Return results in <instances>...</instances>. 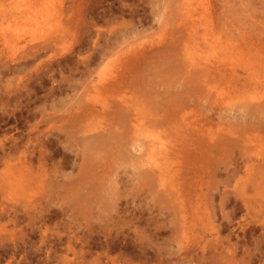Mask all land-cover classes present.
I'll use <instances>...</instances> for the list:
<instances>
[{"label": "rangeland", "instance_id": "374dc122", "mask_svg": "<svg viewBox=\"0 0 264 264\" xmlns=\"http://www.w3.org/2000/svg\"><path fill=\"white\" fill-rule=\"evenodd\" d=\"M29 4L0 0V264H264V0H34L16 44Z\"/></svg>", "mask_w": 264, "mask_h": 264}, {"label": "bare ground", "instance_id": "6f19581e", "mask_svg": "<svg viewBox=\"0 0 264 264\" xmlns=\"http://www.w3.org/2000/svg\"><path fill=\"white\" fill-rule=\"evenodd\" d=\"M33 1L34 0H30V4L26 7H19L18 9H16L14 12L19 13L22 17V21H19V24L21 23V27L20 29H18V27L16 26H12L10 25V27L7 29V31L9 30L10 33H6L7 31H4V37L6 38V36H10L12 38V40L17 44L19 42V40L22 39L23 36H27L28 34L30 35H34L35 33H37V31L39 30V26L43 25V24H47L49 22V20L52 18V14L55 15L57 11H48L45 10L44 8L46 6H44V8H38L36 6H33ZM183 1V8L185 9V11L187 12L188 15H193V10L195 9V4H199L200 0H180ZM182 3V2H181ZM18 29V31H16ZM10 43L8 42V45ZM190 62H193L194 64H197L198 61L194 60L193 58H189ZM207 75V74H206ZM211 75V74H210ZM256 82V81H254ZM120 108L123 110V112L126 114H129V106H125L123 103H120ZM257 108L260 111H264V101L261 103H256L255 108L253 109L251 107V109L253 111H257ZM159 113V112H158ZM105 130H107L106 128L101 130H96L94 134L92 135H87L84 139V141L82 142V149L85 148H89L90 146H92L90 144V142H92L94 145H101L103 143H109V141L106 142L107 139H110L111 137L113 138V133H108L105 132ZM108 133V134H107ZM110 135V136H109ZM210 144V143H208ZM207 149H209L210 147H206ZM89 150V149H88ZM153 150L157 151L159 154V158L161 159V161L158 160V168L155 167H147L144 170L146 171L145 174H147L150 178H159V179H164L165 177V142L158 140L157 143H155L153 141ZM131 152L132 156L135 158V154L132 153V149L130 148V150L127 149V147L124 149V153L126 152ZM131 156V157H132ZM133 158V159H134ZM264 158V157H262ZM264 163V162H263ZM264 168V167H263ZM249 170L250 168L247 166L246 167V175L243 177H240L239 180H249ZM260 171V170H259ZM262 171H260L259 173H261ZM236 173L238 172H234V174L231 175V177H236ZM263 174V173H262ZM230 177H228L229 179ZM236 179V178H235ZM165 180V179H164ZM242 183V182H241ZM226 194V193H225ZM263 194L264 196V192L261 193V195ZM228 200V199H227Z\"/></svg>", "mask_w": 264, "mask_h": 264}]
</instances>
